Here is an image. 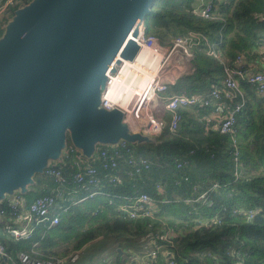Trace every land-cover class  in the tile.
<instances>
[{
  "label": "trees",
  "instance_id": "obj_1",
  "mask_svg": "<svg viewBox=\"0 0 264 264\" xmlns=\"http://www.w3.org/2000/svg\"><path fill=\"white\" fill-rule=\"evenodd\" d=\"M32 1L17 0L10 17L0 20V41L14 11ZM197 1L153 0L143 17L145 35L155 36L162 45H170L173 38L188 31H201L216 42L219 58L208 55L203 42L194 47L192 69L176 77L162 93L164 97L207 94L211 85H219L224 77V63L233 65L236 55L247 51L261 56L257 49L264 44V0H218L222 15L219 20L204 19L194 13ZM239 86L245 104L237 114L235 135L242 170L233 182L210 190L214 182L235 170L232 142L215 127L216 112L220 113L221 106L180 107L182 118L175 130L165 126L158 134L139 132L127 140L135 157L150 162L149 168L140 174L129 176L131 166L121 158L112 170L119 181L109 183L100 160L92 157L109 144L96 145L86 156L87 162L81 161L99 170L103 179L96 189L104 194L87 198L83 193V201L60 212L58 224L46 229L47 222H39L28 238L14 239L0 229V242L6 252L0 264H9V258L19 251L40 258L69 256L104 236L118 242L120 251L114 264H127L130 254L145 255L149 249L146 241L151 243L164 232L169 234V238L161 240L167 254L161 251L154 264H167L169 256L176 264H264V95H257L245 80H239ZM62 158L65 162L60 166L69 183L72 158L64 154ZM34 174L53 180L44 170ZM143 192L162 200L152 215L132 218L120 209L127 201L120 196ZM201 194L205 195L198 198ZM30 201L25 198L26 204ZM3 206L5 195L0 198V208ZM249 209H256L251 218L247 217ZM137 241L140 243L136 246ZM123 248L130 251L125 257ZM70 264L85 263L81 256Z\"/></svg>",
  "mask_w": 264,
  "mask_h": 264
},
{
  "label": "water",
  "instance_id": "obj_2",
  "mask_svg": "<svg viewBox=\"0 0 264 264\" xmlns=\"http://www.w3.org/2000/svg\"><path fill=\"white\" fill-rule=\"evenodd\" d=\"M152 1L33 0L14 11L0 41V198L24 188L67 136L88 155L98 136L113 144L139 133L100 99L116 56H134L129 35Z\"/></svg>",
  "mask_w": 264,
  "mask_h": 264
},
{
  "label": "built area",
  "instance_id": "obj_3",
  "mask_svg": "<svg viewBox=\"0 0 264 264\" xmlns=\"http://www.w3.org/2000/svg\"><path fill=\"white\" fill-rule=\"evenodd\" d=\"M16 2L17 0H0V20L4 17H10L11 8ZM217 3L218 0H198L197 5L193 8V12L204 19H222ZM262 17L264 19V12ZM129 38L136 45L134 56L130 59L121 57L120 55L116 56L111 68L106 73L105 83L101 92L100 106L105 110H118L122 114L123 122H125L132 133L145 132L158 134L165 126H168L170 130L177 128L182 118L178 111L180 107L210 106L215 102L219 103V106L225 107V112L220 114L215 126L220 133L226 134L232 142L235 170L233 174H225L219 178V180L212 184L210 190L233 182L242 170L235 135L237 114L245 104V96L239 86V80H245L250 84L257 95H264V69L250 70L246 57L243 53H239L236 55L233 65L223 64L224 77L220 80L219 85L212 84L207 94H171L163 98L161 94L166 91L169 84L173 83L175 78H170L173 76L163 77L160 73V69L165 66L170 56L176 53L179 57L189 61L193 56V48L203 42L206 46L205 52L208 55L219 58L218 52L215 50L216 42L211 41L201 31H188L183 35L175 37L170 45H162L155 36L145 35L143 21H138L135 24ZM142 47L149 49V54L143 60L144 62L151 56H160V59L163 56L161 68L158 72L156 69L153 78L144 84L146 86L143 92L138 91L139 87L134 82H131V78H129L128 86L115 90L114 86L119 82V74L128 72L127 76L129 77L132 72L130 71L129 62L136 59L137 52ZM262 51L264 52V47ZM132 68H135V66ZM191 69L192 66L189 69H182V72L185 73ZM179 70H181L180 66L178 67ZM136 78L138 76H135ZM150 95L152 96L151 98H149ZM153 98L155 101L152 100ZM159 104L168 111V116L165 117L158 113L157 108ZM74 151L75 149L70 147L67 149L65 156L68 158ZM95 156L100 160L102 170L107 171L104 173V177L112 184H116L119 181L118 176L113 174L112 170L117 167L121 158H124L130 164L131 169L127 171V174L131 177L135 174H140L150 166L148 159L135 157L127 141L123 139L100 148L97 154L95 153ZM72 162L75 167L71 180L75 186L85 192L86 197L104 194L103 191L96 189V186L103 179L99 175V170L89 163L82 164V161L76 158L72 159ZM177 166H180V163H177ZM44 173L50 176L55 184L59 186H66L68 184V178L62 167L58 164H48L44 168ZM156 187L160 189L161 186L157 184ZM204 195L201 194L198 198ZM56 196L55 193H44L36 196L26 204L24 196L19 190L6 194L5 206L0 208V229L6 231L14 239H21L30 237L35 225L39 222L46 221V229L58 224L60 211L56 209ZM120 197L127 200L126 203L122 204L120 209L127 212L132 218L152 215L154 207L162 201L144 192L133 196ZM195 199L197 198L192 200ZM255 211L256 209H249L247 217L251 218ZM167 238H169L167 232L155 236L152 239V248L148 249L146 254L142 255L143 258L135 264H154L157 262L161 251H163V255H166L167 251L161 240ZM80 252L76 251L69 256L63 257L45 255V258H40L39 256L35 257L26 252L19 251L15 256L9 258V264H70L79 258ZM5 255L4 245L0 242V258ZM37 255H41V253H37ZM169 257L166 258L167 264H176L175 259Z\"/></svg>",
  "mask_w": 264,
  "mask_h": 264
},
{
  "label": "crops",
  "instance_id": "obj_4",
  "mask_svg": "<svg viewBox=\"0 0 264 264\" xmlns=\"http://www.w3.org/2000/svg\"><path fill=\"white\" fill-rule=\"evenodd\" d=\"M217 7H219L218 3H217ZM263 47H264V44H261L257 49L261 56H258L257 52H256V54H254L255 56L254 55L252 56L251 52H249V51L242 52L247 59V65H248L249 69H251V70L264 69V58H262V52H263L262 48ZM179 58L183 59V63L181 65H179L181 70H179L175 75H172L173 77H170V78L178 77L180 74L183 73L182 69H186V68L189 69V67L192 66L191 59L188 61L187 59H184L182 57H179ZM161 97L164 98L163 94H161ZM153 101H155L154 98H153ZM220 103H222V102H220ZM218 104L219 103L215 102L212 105L219 107ZM223 106H224V104H223ZM157 111L160 115H164L165 117L168 116V111H166L164 109V107L160 104L157 108ZM219 111H220V113L216 112L217 120L219 119L220 114L225 112V107H222V106L219 107ZM106 144H110V143H106ZM59 147L60 148H58L59 153H58L57 157L56 156H54V157L48 156L53 161L52 163L62 165L65 162V160H63V158H62V155L63 154L65 155L67 149H69L70 147H73L75 149L77 148L76 150H78V153H74V155L70 156L72 159L76 158L80 161L85 160V162H87L86 161L87 155L84 154L80 148L75 147V145L73 143L67 145L66 148H61V146H59ZM95 147H96V145H95ZM93 155H95V152L92 154V157H93ZM70 161H72V160L70 159ZM72 166H73V164H72ZM72 166L70 165V162H69V168H71V169H69L70 171H68L69 174H71L74 170L72 168ZM62 167H63V165H62ZM43 169L41 171H43ZM34 173L31 176V181L26 183L24 188L19 190L23 194L24 200H25V198H27V200H29V198H30V200L31 199L33 200L34 197L41 194L42 192L44 193V191L45 192L51 191L50 193H55L57 195L56 196V200H57L56 209L60 212L65 211L70 205H73V204L75 205L78 202L83 201L84 197H82V196H83V193H85V192H83L82 190H79L72 181L69 182L66 186H59V185L55 184V182H53V180H51L48 177H45L44 179H41V177H35ZM11 193H9V194H11ZM92 242H94V241L89 242L87 244V246L80 252L79 258L82 256V261L85 264H114V260L116 258V255L118 253L117 251L119 248L118 242L114 238H112L111 240L108 241L107 244L101 245L99 248H97L96 251L92 250L93 252H89V251H91L89 249L90 248L89 246L91 245ZM79 258L75 262H77L79 260Z\"/></svg>",
  "mask_w": 264,
  "mask_h": 264
},
{
  "label": "rangeland",
  "instance_id": "obj_5",
  "mask_svg": "<svg viewBox=\"0 0 264 264\" xmlns=\"http://www.w3.org/2000/svg\"><path fill=\"white\" fill-rule=\"evenodd\" d=\"M17 18V17H16ZM174 39V38H173ZM170 60V62L168 63V61ZM168 63V64H167ZM183 63V59H180L179 58V56L175 53H173L171 56H170V58L167 60V62H166V64H165V66L164 67H162V69H160V73H161V75L163 76V77H169V76H172V75H175L177 72H178V66L179 65H181ZM166 70V71H165ZM151 80V77L148 75V74H145L144 75V83H143V85L144 84H146V83H148V81H150ZM146 86V85H145ZM145 90V87H142V84H141V89L139 88L138 89V91H144ZM149 98H151V95H150V97ZM153 100V99H152ZM66 119H67V116H66ZM70 123H69V121L67 122V125H69ZM68 130H69V128H68V126H66L65 127V131L66 132H68ZM106 137H100V136H98V137H96V139H94V140H97V144L96 145H105L106 144V140L107 139H105ZM118 138V137H117ZM72 143V141H71V139L70 138H67V139H65V138H63V140H61V148H66L67 147V145H69V144H71ZM74 145H78V143H73ZM93 145H94V143H92ZM79 146V145H78ZM75 147H77V146H75ZM57 148H58V146H57ZM77 149V148H76ZM44 154V153H43ZM42 154V156L40 157V159H39V161H40V163H39V165H38V170L39 169H41L42 167H46L48 164H50V163H52L53 161L48 157V154H44L43 155ZM51 157V156H50ZM88 198H90V197H88ZM188 202V201H187ZM112 238L111 237H109V236H104V237H101V238H99V239H96V240H94V242H92L91 243V245L89 246L90 248V250L91 251H89V252H93L92 250H94V251H96L97 250V248H99L101 245H104V244H107L108 243V241L109 240H111ZM140 242H136V246L139 244ZM151 244H152V240H151V243H150V240L148 241H146V246L147 247H149V250L152 248L151 247ZM118 251H120V248H118ZM121 251H124L125 253H124V257L126 256V254L127 253H130V251H127L126 250V248H123ZM134 253H136V252H134ZM134 253H133V255L132 254H130L128 257L129 258H127L126 259V263H133V261H140L142 258H143V256L142 255H134ZM122 254V253H121ZM114 256V255H113ZM135 257V258H134ZM99 258V257H98Z\"/></svg>",
  "mask_w": 264,
  "mask_h": 264
},
{
  "label": "bare ground",
  "instance_id": "obj_6",
  "mask_svg": "<svg viewBox=\"0 0 264 264\" xmlns=\"http://www.w3.org/2000/svg\"><path fill=\"white\" fill-rule=\"evenodd\" d=\"M148 54L149 49L146 47H142L138 50L136 59L132 62H129V66L131 68L130 71H132L131 74L129 75V77L127 76L128 72H122L121 74H119V82L115 84V90H120L125 86H128L129 78H131V82H134L140 89L141 84L142 87L144 86L143 83L145 82V74H148L151 79L153 78L155 70L157 69L158 72L162 66L163 56L161 57V59L160 56H151L146 62H144L143 60L147 57ZM133 66H135V68H132ZM135 76H138V78L135 79Z\"/></svg>",
  "mask_w": 264,
  "mask_h": 264
}]
</instances>
